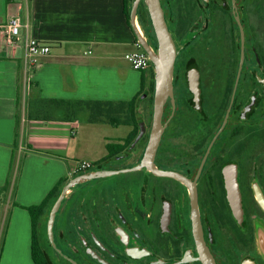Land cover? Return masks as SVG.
Returning a JSON list of instances; mask_svg holds the SVG:
<instances>
[{"label": "flooded vegetation", "instance_id": "obj_1", "mask_svg": "<svg viewBox=\"0 0 264 264\" xmlns=\"http://www.w3.org/2000/svg\"><path fill=\"white\" fill-rule=\"evenodd\" d=\"M161 3L180 50L154 159L161 172L131 170L155 118L149 73L135 137L77 173L122 171L68 194L54 227L61 252L48 236L50 209L42 239L50 264H264V0ZM144 7L139 21L155 45Z\"/></svg>", "mask_w": 264, "mask_h": 264}, {"label": "crops", "instance_id": "obj_2", "mask_svg": "<svg viewBox=\"0 0 264 264\" xmlns=\"http://www.w3.org/2000/svg\"><path fill=\"white\" fill-rule=\"evenodd\" d=\"M124 8L125 0H0V186L6 182L17 136L22 146L34 129L51 125L68 127L64 128L67 131L71 126L73 135L78 118L69 121L66 109L55 105L52 107L58 116L41 115L46 101L130 102L142 92L150 70L136 71L124 58L137 50V39ZM14 15L22 20V38L11 45L5 31ZM27 38L51 47V53L34 69L25 59ZM137 72L146 73L138 76ZM121 126L126 134L114 139L102 137L106 153L87 161L102 160L108 155L107 144L131 136L134 126ZM21 149L25 150L23 146ZM27 149L23 171L26 181V172L41 173L39 178L33 176L34 184L23 198L19 197L24 208L12 210L0 264H36L32 256V220L26 207L41 204L76 167L53 151L34 148L31 143ZM32 161L38 167H33L35 171L29 170ZM18 216L23 222L20 232L15 231Z\"/></svg>", "mask_w": 264, "mask_h": 264}, {"label": "rangeland", "instance_id": "obj_3", "mask_svg": "<svg viewBox=\"0 0 264 264\" xmlns=\"http://www.w3.org/2000/svg\"><path fill=\"white\" fill-rule=\"evenodd\" d=\"M145 73L146 72H137L138 76L145 75ZM40 114L51 117L58 116L52 106L42 107L40 109ZM88 116L89 113L87 111H82L79 113V123L76 124L75 129L73 130V135L71 126L69 131H67V129L64 128L68 127H54L56 125H51L48 128L38 127L37 129H34L31 136H29L30 138L27 137L26 140L22 142V146L25 148V150L21 149L22 146L19 145L18 139L17 147L14 149L13 153L14 160L12 158L5 182V184L9 182L10 190L4 199L6 200V203L4 204L3 202V205H0V251L3 248V240L7 232H9L8 230L11 223L12 210L14 208L12 203L16 201L17 206H15V208L16 210L20 211V208H23L20 204L23 200H20L19 197L21 196L23 198L24 192L28 189V187H30V185L32 186V184H34V177H40L39 173L41 172H26L28 178L26 181L25 172L23 171L25 167L26 155L29 151L28 149L26 150L28 143H31L34 148L40 147L44 150L53 151L55 155L62 157L64 160L75 166L79 162L85 161L87 159L92 161L97 160L102 155H104V153H106L105 144L102 140V137L114 139L126 134L127 130L121 125H118V127L112 125L108 121L102 123L90 122L88 121ZM33 167L38 168L34 161L31 162L29 170L35 171L33 170ZM33 178L34 182L32 183ZM49 212L50 209L46 211L42 219L43 239L47 238L46 223ZM8 214H10V220L5 222ZM17 221V224H15V228L17 227L15 231L20 232L23 223L22 217L18 216ZM42 246L43 248H47L44 242H42Z\"/></svg>", "mask_w": 264, "mask_h": 264}, {"label": "water", "instance_id": "obj_4", "mask_svg": "<svg viewBox=\"0 0 264 264\" xmlns=\"http://www.w3.org/2000/svg\"><path fill=\"white\" fill-rule=\"evenodd\" d=\"M141 1H144L147 6L151 24L157 39V45H153L152 43H150L140 24L138 10ZM130 24L138 43L149 56L157 82L154 113L155 118L150 134V140L148 142L143 160L139 165L131 168V170H137L142 166H146L155 172H161L158 169H155L154 159L163 133V127L161 123L162 112L167 98L172 94L173 91V73L175 69L176 59L180 50L173 33L169 29L161 0H134L131 8ZM141 137L142 132L137 136L130 149H133L136 146ZM120 172L122 171L110 169H94L92 171L84 172L75 177H72L66 183V185L62 189L60 196L51 209L48 220V236L51 244L55 249L59 250L56 245L54 236L55 221L58 212L61 209L62 204L68 194L78 185L87 183L94 179L111 176Z\"/></svg>", "mask_w": 264, "mask_h": 264}, {"label": "trees", "instance_id": "obj_5", "mask_svg": "<svg viewBox=\"0 0 264 264\" xmlns=\"http://www.w3.org/2000/svg\"><path fill=\"white\" fill-rule=\"evenodd\" d=\"M134 0H125V15L127 17L129 26L131 27V8ZM143 23L146 27L150 28L153 38H155L154 29L150 22V16L144 7L143 14H141ZM155 45H157V40L155 38ZM150 73H154L152 63L150 65ZM143 91V89H142ZM142 93V92H141ZM141 93L136 96L130 102H111V101H64V100H48L46 101V106L55 105L57 107H64L68 112L67 117L69 121H73L72 119H77L79 113L82 111H87L89 113V121L94 123H102L108 121L113 125H122L131 123L134 126V131L131 134L129 140H132L137 132V116L135 115V111L137 109V103L139 101V97ZM18 136L16 138V142L14 144L13 149L17 147ZM108 155L106 159L111 158L114 155L113 145L107 144ZM106 159L100 160L95 163V166H99ZM14 160V155H13ZM13 164V163H12ZM12 167V166H11ZM79 173V172H78ZM76 174L71 175V177L76 176ZM68 182V178L61 179L55 187L50 191L47 197L43 200V202L37 206L26 207L31 215L32 220V256L33 260L36 264H50L46 259V253L42 246V219L48 209H51L58 197L61 194L62 188ZM10 190V184L7 182L6 184L0 186V205L4 202L6 203V194H8ZM3 205V204H2ZM13 207L17 206V202L14 201L12 203ZM24 208V207H23ZM10 220V214H8L5 222ZM2 251V250H1ZM0 251V253H1ZM1 255V254H0ZM1 257V256H0Z\"/></svg>", "mask_w": 264, "mask_h": 264}, {"label": "built area", "instance_id": "obj_6", "mask_svg": "<svg viewBox=\"0 0 264 264\" xmlns=\"http://www.w3.org/2000/svg\"><path fill=\"white\" fill-rule=\"evenodd\" d=\"M23 27L20 16L14 15L8 21L5 31V37L9 44H14L21 40V29ZM137 50L124 55L125 60L136 71H146L150 68L151 61L148 54L142 49L141 45L136 43ZM25 59L28 67L34 69L42 60L51 53V47L34 38H27L24 41ZM94 166L91 161H81L72 170V175L79 171L89 170Z\"/></svg>", "mask_w": 264, "mask_h": 264}]
</instances>
